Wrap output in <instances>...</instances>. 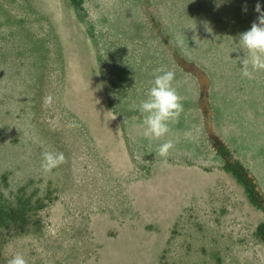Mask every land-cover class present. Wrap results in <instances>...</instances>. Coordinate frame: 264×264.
<instances>
[{"label":"rangeland","instance_id":"374dc122","mask_svg":"<svg viewBox=\"0 0 264 264\" xmlns=\"http://www.w3.org/2000/svg\"><path fill=\"white\" fill-rule=\"evenodd\" d=\"M257 3L0 0V264H264V210L227 170L264 204V72L238 63ZM161 67L184 111L149 140Z\"/></svg>","mask_w":264,"mask_h":264},{"label":"clouds","instance_id":"9594fccd","mask_svg":"<svg viewBox=\"0 0 264 264\" xmlns=\"http://www.w3.org/2000/svg\"><path fill=\"white\" fill-rule=\"evenodd\" d=\"M244 11H247L246 6ZM255 11L258 13L256 21L249 30L238 36L239 52L242 53L238 55V63L242 78L247 79H254L256 73L264 72V11L259 3L255 5ZM153 76L152 86L146 93V99L140 102L138 110L143 117V136L149 140H160L170 133V125L184 111L183 98L173 86V71L161 67L155 70ZM174 147L171 139L159 146L157 154L163 158L164 165H167L170 150ZM42 156L41 166L46 172L59 167L65 161L62 152L45 151ZM8 264H26V260L18 253L8 260Z\"/></svg>","mask_w":264,"mask_h":264},{"label":"trees","instance_id":"16d2710c","mask_svg":"<svg viewBox=\"0 0 264 264\" xmlns=\"http://www.w3.org/2000/svg\"><path fill=\"white\" fill-rule=\"evenodd\" d=\"M227 170L233 173L234 177L238 179L240 183L245 187L247 193L249 194V197L251 201L258 206L260 209L264 210V204L262 203V200L260 199V195L258 191L254 187V183L250 180V178L247 175V172L245 169L241 166L235 168L232 166H228ZM17 213L16 209L9 208V209H3L0 210V218L4 219L9 216H14ZM12 214V215H9ZM264 227V223H262L259 227L258 230H261Z\"/></svg>","mask_w":264,"mask_h":264}]
</instances>
